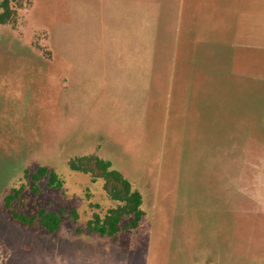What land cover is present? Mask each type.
I'll return each mask as SVG.
<instances>
[{
    "label": "rangeland",
    "instance_id": "obj_1",
    "mask_svg": "<svg viewBox=\"0 0 264 264\" xmlns=\"http://www.w3.org/2000/svg\"><path fill=\"white\" fill-rule=\"evenodd\" d=\"M25 2L0 25V264H264V0H202L207 43L180 0ZM89 154L142 194L137 231L88 230L116 204L69 168ZM40 166L63 187L34 192ZM23 185L60 230L12 219Z\"/></svg>",
    "mask_w": 264,
    "mask_h": 264
},
{
    "label": "trees",
    "instance_id": "obj_2",
    "mask_svg": "<svg viewBox=\"0 0 264 264\" xmlns=\"http://www.w3.org/2000/svg\"><path fill=\"white\" fill-rule=\"evenodd\" d=\"M26 5L25 0H0V25L15 24L19 10ZM69 168L72 171L89 174L93 181L102 179L104 191L108 198L115 202V206L107 210L104 215L95 213L87 223L90 232L101 236L118 238L123 231H137L140 227L145 212L142 208L143 196L124 174L113 168L111 161L103 159L95 154L79 156L69 161ZM29 176V171L25 172ZM33 191L38 193V183L48 180L50 188H61L64 181L47 167L40 166L36 173L31 176ZM24 185L12 191L4 197L5 209L10 213L13 220L23 227L34 228L39 226L49 233L60 230L65 211L48 212L46 209H39L36 213L26 214L15 208V204L21 201L24 195ZM70 217L76 222L79 214L73 210Z\"/></svg>",
    "mask_w": 264,
    "mask_h": 264
},
{
    "label": "crops",
    "instance_id": "obj_3",
    "mask_svg": "<svg viewBox=\"0 0 264 264\" xmlns=\"http://www.w3.org/2000/svg\"><path fill=\"white\" fill-rule=\"evenodd\" d=\"M180 2H181V5H180L179 12L181 13L182 20H183V23H182L183 32H182V34H183V38L186 37V40L185 39L184 40L187 41L189 38L193 37L196 34V32H195V28H196V29H198V32H199V35H197V36L201 40H205L206 43L209 41V39L211 41L213 37H211L209 27L205 28L203 31L204 25H202V23H203L202 20L205 19L204 18L205 15L203 14L205 11V8L201 9V7H200V3L202 2V0H180ZM201 12H202V16H200V20H201L200 22L201 23H200V26L198 28L196 26V22H197L199 14ZM208 17H209V15H208ZM209 18L212 19L211 17H209ZM190 31H193V32L191 33ZM219 41H220V39H219ZM219 41L214 46L216 49H218V46L220 45ZM187 43H188V41H187Z\"/></svg>",
    "mask_w": 264,
    "mask_h": 264
}]
</instances>
